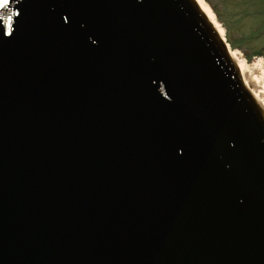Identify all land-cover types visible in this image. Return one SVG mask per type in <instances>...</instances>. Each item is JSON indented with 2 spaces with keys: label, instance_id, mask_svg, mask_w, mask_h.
Segmentation results:
<instances>
[{
  "label": "water",
  "instance_id": "95a60500",
  "mask_svg": "<svg viewBox=\"0 0 264 264\" xmlns=\"http://www.w3.org/2000/svg\"><path fill=\"white\" fill-rule=\"evenodd\" d=\"M197 83L196 100L188 91ZM244 85L196 0H10L0 8V264L165 263L157 257L166 248L155 252L166 208L151 202L150 146L178 155L184 105L224 151L259 155L264 111ZM167 86L183 94L161 119ZM252 159L258 176L262 162ZM126 163V174L107 180ZM232 182L244 201H233L237 214L244 208L238 231L210 225L207 235L242 249L248 264L264 242V201L253 208L250 184Z\"/></svg>",
  "mask_w": 264,
  "mask_h": 264
},
{
  "label": "rangeland",
  "instance_id": "374dc122",
  "mask_svg": "<svg viewBox=\"0 0 264 264\" xmlns=\"http://www.w3.org/2000/svg\"><path fill=\"white\" fill-rule=\"evenodd\" d=\"M203 1L224 29L231 51L242 55L249 80L264 93V0Z\"/></svg>",
  "mask_w": 264,
  "mask_h": 264
},
{
  "label": "bare ground",
  "instance_id": "6f19581e",
  "mask_svg": "<svg viewBox=\"0 0 264 264\" xmlns=\"http://www.w3.org/2000/svg\"><path fill=\"white\" fill-rule=\"evenodd\" d=\"M197 3L199 4L201 10L205 15L208 17L209 21L213 24L215 29L218 32L219 37L225 41V36H224V29L222 26L216 21L214 13L211 11L210 7L203 1V0H196ZM231 58L237 63V66L239 67V72L241 74V77L244 81L245 86L251 91V93L254 95L255 99L259 101L262 106L264 107V100L262 99V95L264 94L263 92H258L255 89V85L253 84L254 81L249 80L248 76V68L245 65L244 61H242V55L236 52H231ZM249 80V81H248ZM256 81V80H255Z\"/></svg>",
  "mask_w": 264,
  "mask_h": 264
},
{
  "label": "snow or ice",
  "instance_id": "6c2138e0",
  "mask_svg": "<svg viewBox=\"0 0 264 264\" xmlns=\"http://www.w3.org/2000/svg\"><path fill=\"white\" fill-rule=\"evenodd\" d=\"M10 0H0V8H3L5 5L9 4ZM8 19H12V17H8Z\"/></svg>",
  "mask_w": 264,
  "mask_h": 264
}]
</instances>
